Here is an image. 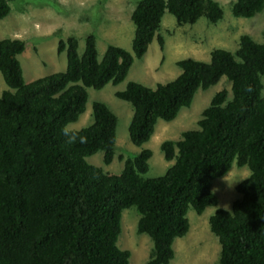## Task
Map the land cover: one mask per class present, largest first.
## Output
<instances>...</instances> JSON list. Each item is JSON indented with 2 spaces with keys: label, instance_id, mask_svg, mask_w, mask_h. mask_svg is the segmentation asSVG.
I'll use <instances>...</instances> for the list:
<instances>
[{
  "label": "trees",
  "instance_id": "trees-1",
  "mask_svg": "<svg viewBox=\"0 0 264 264\" xmlns=\"http://www.w3.org/2000/svg\"><path fill=\"white\" fill-rule=\"evenodd\" d=\"M263 8L264 0H234L231 13L250 18ZM8 12V0H0V19ZM165 12L177 25L222 16L214 0H136L131 51L108 44L97 60L92 34L80 55L77 39L68 36L56 49L65 51V69L29 83L17 59L24 41L0 40V76L8 87L0 93V264H128L129 252L116 242L121 212L131 206L139 213L137 233L152 242L144 264H168L173 241L188 230V209L201 214L217 205L210 183L233 162L249 175L235 186L240 198L230 210L216 208L208 218L218 264H264V39L243 34L233 52L213 48L208 62L177 60L180 73L168 82L151 88L128 81L115 92L132 107L127 133L140 147L156 121L173 120L198 89L229 82V90L211 97L196 129L160 143L164 159L173 161L160 176H143L151 156L146 148L126 157L118 174L86 161L98 151L105 164L113 158L116 117L102 102L92 103L88 126L70 130L71 143L61 135L85 110V88L123 81L153 38L162 50L157 30Z\"/></svg>",
  "mask_w": 264,
  "mask_h": 264
},
{
  "label": "rangeland",
  "instance_id": "rangeland-1",
  "mask_svg": "<svg viewBox=\"0 0 264 264\" xmlns=\"http://www.w3.org/2000/svg\"><path fill=\"white\" fill-rule=\"evenodd\" d=\"M222 16L215 23L200 17L193 24L177 25L175 18L165 12L157 33L163 39L159 48L156 38L148 45L140 59H134L124 80L118 84L107 83L100 89L85 88L87 99L85 110L65 127L79 130L92 122L91 105L104 103L116 117V140L113 158L109 164L102 162V152L86 157V161L109 174H118L123 161L142 148L149 149L147 178L162 175L173 161H167L160 150L163 140H177L186 130L196 129L202 110L211 97L221 88L229 90L224 79L202 90L198 89L188 107L181 108L171 121L157 120L149 140L137 147L128 138L127 126L132 115L131 105L115 96L123 90L128 81H135L153 88L157 83L174 79L180 69L179 59L192 58L208 62L213 48L233 52L243 34L256 42L264 39V8L250 18L234 17L231 4L234 0H214ZM136 0H8L9 12L0 19V40L20 39L25 48L17 55L23 81L29 83L39 77L63 71L66 65L65 51L56 52L58 41L74 36L78 41L77 53L84 49L88 34L95 38L97 60H100L108 44L131 51L134 26L130 14ZM261 96L264 99V75L261 77ZM8 89L0 76V93ZM230 97V92L228 93ZM249 175L247 166L235 162L222 176L210 183V190L217 198L216 206H208L201 214L191 208L187 211L188 230L172 243L173 257L168 264H218L220 246L210 231L208 218L216 208L230 210L234 200L240 198L235 186ZM139 213L131 206L121 212L120 234L117 246L129 252L128 264H144L152 248V242L145 233H137Z\"/></svg>",
  "mask_w": 264,
  "mask_h": 264
},
{
  "label": "clouds",
  "instance_id": "clouds-1",
  "mask_svg": "<svg viewBox=\"0 0 264 264\" xmlns=\"http://www.w3.org/2000/svg\"><path fill=\"white\" fill-rule=\"evenodd\" d=\"M61 135L67 137V142L71 143L75 139V133H71L70 135V130L67 127H62L60 129ZM80 142H83V137H80Z\"/></svg>",
  "mask_w": 264,
  "mask_h": 264
}]
</instances>
